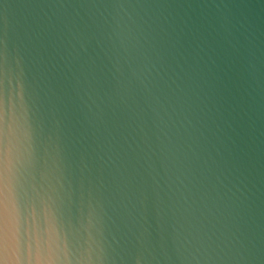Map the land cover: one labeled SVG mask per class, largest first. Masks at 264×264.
<instances>
[{"label": "water", "instance_id": "obj_1", "mask_svg": "<svg viewBox=\"0 0 264 264\" xmlns=\"http://www.w3.org/2000/svg\"><path fill=\"white\" fill-rule=\"evenodd\" d=\"M0 264H264V0H0Z\"/></svg>", "mask_w": 264, "mask_h": 264}]
</instances>
